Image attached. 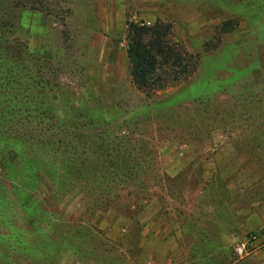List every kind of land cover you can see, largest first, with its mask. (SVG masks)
<instances>
[{
    "label": "rangeland",
    "instance_id": "rangeland-1",
    "mask_svg": "<svg viewBox=\"0 0 264 264\" xmlns=\"http://www.w3.org/2000/svg\"><path fill=\"white\" fill-rule=\"evenodd\" d=\"M0 19V189L51 197L41 226L57 235L54 264L264 253H235L264 232V0H0ZM158 21L200 63L147 96L132 82L127 28ZM5 40L27 56L4 58ZM11 146L29 155L12 165Z\"/></svg>",
    "mask_w": 264,
    "mask_h": 264
},
{
    "label": "trees",
    "instance_id": "trees-1",
    "mask_svg": "<svg viewBox=\"0 0 264 264\" xmlns=\"http://www.w3.org/2000/svg\"><path fill=\"white\" fill-rule=\"evenodd\" d=\"M3 21L0 19V27L4 24ZM2 43L3 41H0V49ZM127 46L132 82L138 90L147 96L179 84L194 74L199 67V55L189 52L176 40L172 26L168 23L158 21L150 26L146 23L129 22ZM3 51L5 52L2 53L4 58H6L5 56L15 58V62L23 60L28 54L23 46L16 47L8 40L4 42ZM7 113L9 112L0 113V124L4 123V127H1V129H5L3 134L10 137L6 121L2 119L3 116H7ZM14 132L18 134V129H15L13 134ZM35 133L37 138L45 135L42 130H35ZM16 145L21 144L16 143ZM4 154L7 157L6 160L10 161L12 165L18 162L22 155H29L15 146H11ZM32 160L33 169L36 170L33 173L38 181V173L42 171V161L36 158L34 160V157L30 159V161ZM2 164L4 165V162ZM13 167L17 168L16 165ZM45 169L48 173H54L49 166ZM71 182L72 180L68 185ZM63 183L65 182L63 181ZM18 188V196L13 198L5 195V192L3 193L0 189V208L5 209L6 206L5 210H7L6 213L0 212V249L2 250L0 251V259H2L0 264H33L34 258H41L43 262L54 264L56 260L54 252L50 253L48 249H50L51 243L57 245L54 240L57 235L49 225L41 226L42 223L51 222L54 214V211L53 213L43 211L44 203L51 197L46 201L43 198L41 201L34 200L29 196L28 190H24L20 186ZM37 189L38 187H33L31 193ZM50 204L55 205L53 199ZM29 236L35 237L36 240L30 241ZM6 251L16 253L7 254Z\"/></svg>",
    "mask_w": 264,
    "mask_h": 264
},
{
    "label": "built area",
    "instance_id": "built-area-1",
    "mask_svg": "<svg viewBox=\"0 0 264 264\" xmlns=\"http://www.w3.org/2000/svg\"><path fill=\"white\" fill-rule=\"evenodd\" d=\"M144 24V23H142ZM150 25V23H146ZM264 248V232H253L238 241L235 253L240 258L252 255Z\"/></svg>",
    "mask_w": 264,
    "mask_h": 264
},
{
    "label": "crops",
    "instance_id": "crops-1",
    "mask_svg": "<svg viewBox=\"0 0 264 264\" xmlns=\"http://www.w3.org/2000/svg\"><path fill=\"white\" fill-rule=\"evenodd\" d=\"M262 255H261V254ZM259 254H257L258 256H257V258H255V257H253V256H250V257H247V258H245V259H243L244 260V262H242V263H246V264H249V262L250 261H252V260H255V259H258V260H264V253L263 252H260ZM249 261V262H248Z\"/></svg>",
    "mask_w": 264,
    "mask_h": 264
}]
</instances>
